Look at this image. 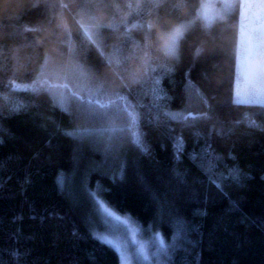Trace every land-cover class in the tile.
Segmentation results:
<instances>
[{
	"label": "trees",
	"instance_id": "trees-1",
	"mask_svg": "<svg viewBox=\"0 0 264 264\" xmlns=\"http://www.w3.org/2000/svg\"><path fill=\"white\" fill-rule=\"evenodd\" d=\"M84 2L0 0V264H121L90 234L99 215L89 191L142 232L175 237L162 264H264V108L234 101L238 13L208 28L197 19L202 0H155L158 9L138 16L126 5L152 0H96L97 48L80 30ZM125 18L131 38L119 27ZM191 21L177 58L166 57L158 38ZM114 53L119 65L107 63ZM48 58L70 59L112 98L126 97L146 151L127 133L106 143L46 84L24 91L44 80Z\"/></svg>",
	"mask_w": 264,
	"mask_h": 264
},
{
	"label": "snow or ice",
	"instance_id": "snow-or-ice-1",
	"mask_svg": "<svg viewBox=\"0 0 264 264\" xmlns=\"http://www.w3.org/2000/svg\"><path fill=\"white\" fill-rule=\"evenodd\" d=\"M102 4L100 2H96V0H86V2L81 3L79 8L83 14L87 15V23L80 24V30L84 37V39L92 45H96L97 48L100 47L98 44V37L100 33V28L102 25H98L96 23V17L92 15V10L96 7H100ZM106 6V5H105ZM152 7V8H159L161 5L155 0L149 5H144L142 3H128L126 7L129 9V15H140L141 10L144 7ZM61 8L68 7L65 4L60 5ZM222 7L229 8L231 10H239V44L236 49V59H237V69L238 72L243 75V78L246 83L250 82L251 87L248 89L247 92L241 93L239 89L236 91V102L238 104L247 105L251 104L253 101L264 98V59H262L259 70L256 69L253 65V52L258 47L260 49V56L264 58V0H239L237 3H229L228 0H225V3ZM213 5L210 3H205L200 6V10L197 14V19H203L205 21L208 20L209 12L212 10ZM255 19L259 21V29H258V36L255 33V30L251 28V21ZM195 21H191L189 23L180 24L176 28H174L163 40L161 45V50L166 57L177 58L178 53V46L180 41L184 38L185 32L191 26L192 23ZM108 27L113 28L114 30L118 27L115 23L108 25ZM119 27L124 29V35L128 38L130 37L131 29L128 26L127 19H122L120 21ZM132 27H143L140 24H134ZM150 27V26H149ZM258 40V44L254 43V41ZM119 49L115 50V53H119ZM113 54L112 56L107 57V63L112 64L116 63L119 65L121 63V59L119 55ZM101 55L103 52L101 51ZM149 72H155V69L152 68L150 65L148 66ZM45 69H41V75L43 76ZM80 76L82 79L87 80V74L80 69ZM239 80V76L237 77ZM12 86L15 88V82H11ZM36 83L47 84L49 90H56V89H65L69 90V85L67 83H48L46 79L39 80L34 82L32 85L24 86V91H31L36 92ZM103 86H99L95 89L88 88L86 84L82 86V91L86 92V95H80L77 92L72 91L71 95L75 97L80 103V109L85 117L92 118V119H105L108 117V113L110 109H117L118 111L123 110L127 112L128 116V128L127 131L130 133L132 137V141L138 147L141 148L142 151H146L143 145L140 142V134L137 131L138 128V121L139 117L134 110H129L127 106H121V101L125 100L126 97L121 96L119 94L116 95L115 98L111 96H107L103 92ZM54 98L58 101L63 111H67L65 104L67 102V97L65 96L64 92H53ZM260 107L264 108V100L259 105ZM172 119H176L175 116L171 117ZM250 126H255V122H250ZM90 131V130H89ZM102 132H108L112 134L124 132V128L119 127H110L107 129H102ZM64 135L70 137H76L80 135L79 131L76 132H64ZM174 147L177 151H181L183 145L181 142H177ZM195 159L193 155L191 157ZM211 183H214L217 189L224 193V195H228L224 192V187L221 183H216L211 177L209 178ZM59 187L63 191L65 188V178L61 175L57 181ZM87 198L89 203L92 205V214L98 215L99 213L106 214L107 217H111L115 221H121V216L115 213L103 200H101L97 193L95 192H87ZM69 196L72 199L73 205L78 207L79 206V196L75 192L74 189L69 191ZM110 227L109 232H105L103 234L99 233V230L95 227L90 228V234L92 235L93 239L98 240L101 244H106L110 246L114 251L117 252L118 257L121 261L124 259V252L122 250L123 242L120 236V229L118 225L111 224L107 225ZM110 237V238H109ZM145 249L144 246L141 245L138 249L139 255L147 260L148 256L144 254Z\"/></svg>",
	"mask_w": 264,
	"mask_h": 264
},
{
	"label": "rangeland",
	"instance_id": "rangeland-1",
	"mask_svg": "<svg viewBox=\"0 0 264 264\" xmlns=\"http://www.w3.org/2000/svg\"><path fill=\"white\" fill-rule=\"evenodd\" d=\"M229 3H237L239 0H228ZM210 3L213 5L212 10L209 12L208 20L205 21L202 19V21L205 23L206 27H212L215 23L219 21H223L227 19L232 13L237 12L239 16V10L238 8L236 10H231L229 8L222 7V5L225 3V0H202V4ZM87 23V21H85ZM251 28L255 30L256 35L258 36V29H259V21L253 19L251 21ZM172 31V30H171ZM163 33L159 38V46L161 48V45L163 43L164 38L171 32ZM100 43V39L98 37V44ZM254 43L258 44V40L254 41ZM239 44V41H238ZM100 45V44H99ZM260 49L257 47L252 56L253 65L256 67L257 70H259L260 64L262 58L259 54ZM178 54V53H177ZM44 68L45 72L44 75H41V69ZM39 71V78L40 79H46L48 83H67L69 85V90L65 89H56L51 90V93L53 92H64L65 96L67 97V104L68 109L73 114H79L78 117L82 118L84 117L85 124H95L99 127V132L102 133V129H107L110 127H119L124 128V132L112 134L108 132H103L104 135H107L106 143L111 142V139H119L124 141L126 139L125 133H127V136L131 138L130 133L127 131L128 128V117L125 114L123 110L118 111L117 109H110L108 113V117L105 119H92L85 117L82 113V110L80 109V103L79 101L71 95V92H77L80 95H86L85 91H82V86L86 84L88 88L95 89L100 85V83H97L96 80H92L88 76V72L84 68L78 67L77 64H75L72 60H63V61H55L53 59H46L43 63ZM80 69H82L85 73H87V80H84L80 76ZM239 76V80L237 77ZM47 85V84H46ZM251 83H246L243 75L238 72L237 69V59H236V78H235V86H234V101L236 102V96L235 93L239 89L241 93H245L248 91V89L251 87ZM103 91L106 95L110 96L114 93L113 88H109L108 86L104 88ZM48 88V87H47ZM107 89V91H106ZM110 89V90H109ZM115 94V93H114ZM264 100V98L258 99L253 101L251 104L247 105H260V103ZM57 101V100H56ZM58 103V101H57ZM121 106L123 107L122 102ZM237 103V102H236ZM59 104V103H58ZM60 105V104H59ZM130 106L128 105V108ZM171 116H175L176 119H182L184 116L181 113H172ZM99 133V134H100ZM102 135V134H101ZM128 140H131L128 138ZM115 212V211H114ZM117 213V212H115ZM118 214V213H117ZM99 224L96 226V229L99 230V233L103 234L105 232L110 231V227L107 225L115 224L118 225L120 229V236L123 242L122 250L124 252V259L121 261V264H162L163 259L168 252L171 245H175L176 238L174 237L172 239V242H167L163 236L160 233H148L142 232V230L135 225L128 217L121 215V221H115L111 217H107L104 213H99ZM110 238V237H109ZM143 245L145 252L144 254L148 256V259H143L139 253L138 249L139 247Z\"/></svg>",
	"mask_w": 264,
	"mask_h": 264
}]
</instances>
